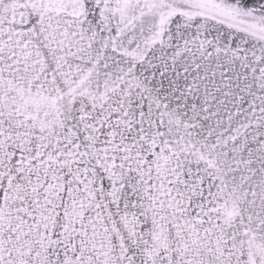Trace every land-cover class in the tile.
Instances as JSON below:
<instances>
[{
	"label": "snow or ice",
	"instance_id": "1",
	"mask_svg": "<svg viewBox=\"0 0 264 264\" xmlns=\"http://www.w3.org/2000/svg\"><path fill=\"white\" fill-rule=\"evenodd\" d=\"M0 264H264V0H0Z\"/></svg>",
	"mask_w": 264,
	"mask_h": 264
}]
</instances>
